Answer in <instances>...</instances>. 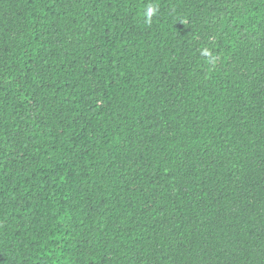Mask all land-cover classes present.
<instances>
[{
    "label": "trees",
    "instance_id": "1",
    "mask_svg": "<svg viewBox=\"0 0 264 264\" xmlns=\"http://www.w3.org/2000/svg\"><path fill=\"white\" fill-rule=\"evenodd\" d=\"M0 264H264V0H0Z\"/></svg>",
    "mask_w": 264,
    "mask_h": 264
},
{
    "label": "clouds",
    "instance_id": "2",
    "mask_svg": "<svg viewBox=\"0 0 264 264\" xmlns=\"http://www.w3.org/2000/svg\"><path fill=\"white\" fill-rule=\"evenodd\" d=\"M153 12H154V9H152V8H150V9L148 10L147 15H148L149 18L151 17V15L153 14Z\"/></svg>",
    "mask_w": 264,
    "mask_h": 264
}]
</instances>
